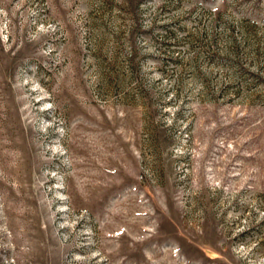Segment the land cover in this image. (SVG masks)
I'll return each mask as SVG.
<instances>
[{"label": "rangeland", "instance_id": "obj_1", "mask_svg": "<svg viewBox=\"0 0 264 264\" xmlns=\"http://www.w3.org/2000/svg\"><path fill=\"white\" fill-rule=\"evenodd\" d=\"M0 264H264V0H0Z\"/></svg>", "mask_w": 264, "mask_h": 264}]
</instances>
